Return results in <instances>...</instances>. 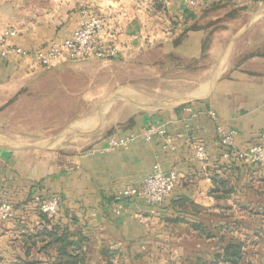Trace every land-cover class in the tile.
Returning <instances> with one entry per match:
<instances>
[{"label": "crops", "instance_id": "1", "mask_svg": "<svg viewBox=\"0 0 264 264\" xmlns=\"http://www.w3.org/2000/svg\"><path fill=\"white\" fill-rule=\"evenodd\" d=\"M89 13L105 16L107 39L119 48L113 60L160 45L170 64L210 74L180 98H166L169 105L129 116L79 153L64 149L72 144L0 141V195L14 205V215L0 221V264H55L60 245L47 231L57 224L91 239L83 264H108L105 247L115 252L111 264L254 263L212 252L222 249L224 234L251 248L246 233L264 229V165L226 161L218 134L219 126L234 131L240 150L262 139L264 0H0V32L15 27L10 42L39 48L70 36ZM28 69L25 59L0 53V87ZM151 126L157 130L147 140ZM111 137L123 144L109 149ZM199 142L208 160L198 158L193 144ZM157 164L180 173L162 203L118 196L126 185L142 187ZM37 194L60 195L59 212L41 211ZM208 217L218 236L196 227Z\"/></svg>", "mask_w": 264, "mask_h": 264}, {"label": "rangeland", "instance_id": "2", "mask_svg": "<svg viewBox=\"0 0 264 264\" xmlns=\"http://www.w3.org/2000/svg\"><path fill=\"white\" fill-rule=\"evenodd\" d=\"M170 63L157 45L134 58L64 61L32 73L28 69L0 87V141L72 144L64 149L82 152L129 116L132 120L137 113L169 105L168 99L180 98L210 74L196 65ZM147 98L163 103L142 100ZM246 237L255 240L253 232ZM254 242L245 255L252 264H264V232Z\"/></svg>", "mask_w": 264, "mask_h": 264}, {"label": "built area", "instance_id": "3", "mask_svg": "<svg viewBox=\"0 0 264 264\" xmlns=\"http://www.w3.org/2000/svg\"><path fill=\"white\" fill-rule=\"evenodd\" d=\"M191 5H196L197 0H185ZM106 18L101 14L89 13L80 21L70 36L56 39L39 48L25 49L10 42L18 34L15 27L3 28L0 32V53L8 60L25 59L29 71L40 68H50L64 61H83L88 59L113 60L119 56V48L114 42L107 39ZM156 128L151 126L145 133V138L150 140ZM220 143L224 146L222 157L228 162L249 160L264 165V132L259 143L248 150H240L234 146V131H226L218 127ZM123 142L117 137H111L108 148L115 149ZM193 147L198 158L202 161L209 159L208 149L203 143H194ZM180 173L177 169L164 170L160 165H155L154 170L144 180L142 187L126 185L119 191L118 196L123 198L140 197L151 205L162 203L174 190ZM39 209L54 216L59 212L61 196L53 195L43 199L41 194L35 196ZM120 211L117 210V213ZM14 215V205L3 200L0 195V221L7 220Z\"/></svg>", "mask_w": 264, "mask_h": 264}, {"label": "trees", "instance_id": "4", "mask_svg": "<svg viewBox=\"0 0 264 264\" xmlns=\"http://www.w3.org/2000/svg\"><path fill=\"white\" fill-rule=\"evenodd\" d=\"M210 218H206L201 222L196 224V227L200 228L203 232L210 236H218L216 230L220 229L219 227L212 228L209 224ZM264 232V229L253 231V237L251 240L256 241V239L261 237V233ZM47 235L53 239L54 243L60 245L59 247V257L55 260V264H83L86 261L88 253L90 252L89 245L92 243L91 239L88 236H85L82 233H73L68 228L63 227L61 224H57L53 230H48ZM222 244V249H217L212 252V256L216 259H223L230 262H240L247 253L244 249V242L240 237L233 235H221L220 236ZM101 254L103 257H106L108 264H111L112 257L115 255V252L111 251L109 248L105 247L102 249ZM203 260V261H201ZM198 264H208L207 260L199 259Z\"/></svg>", "mask_w": 264, "mask_h": 264}, {"label": "water", "instance_id": "5", "mask_svg": "<svg viewBox=\"0 0 264 264\" xmlns=\"http://www.w3.org/2000/svg\"><path fill=\"white\" fill-rule=\"evenodd\" d=\"M144 102H147V103H153V101H144ZM73 131H76V129H74Z\"/></svg>", "mask_w": 264, "mask_h": 264}]
</instances>
